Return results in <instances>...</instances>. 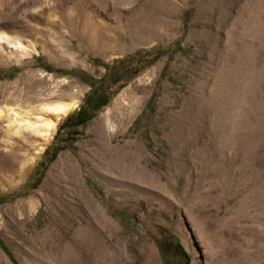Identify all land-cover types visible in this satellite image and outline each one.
I'll return each instance as SVG.
<instances>
[{
	"label": "rangeland",
	"instance_id": "1",
	"mask_svg": "<svg viewBox=\"0 0 264 264\" xmlns=\"http://www.w3.org/2000/svg\"><path fill=\"white\" fill-rule=\"evenodd\" d=\"M0 34V107L78 101L47 142L0 121L44 144L0 182V264H264V0H0Z\"/></svg>",
	"mask_w": 264,
	"mask_h": 264
},
{
	"label": "bare ground",
	"instance_id": "2",
	"mask_svg": "<svg viewBox=\"0 0 264 264\" xmlns=\"http://www.w3.org/2000/svg\"><path fill=\"white\" fill-rule=\"evenodd\" d=\"M4 37L2 38V40L4 39ZM5 40L6 42L8 41V39ZM1 43L0 53L4 51L3 47H5ZM9 44L10 47L14 48L20 46L18 42L12 40H10ZM10 52L15 53L16 51L15 49L13 51L11 48ZM1 55H3V53ZM16 55L18 54L16 53ZM15 57L19 58V55ZM132 100L133 99H129L123 102L125 104L113 106L103 114V116L99 120L97 129L95 130V135L99 140L113 138L114 134L111 132V130L115 129L116 125L114 124V122H120L123 120L127 121L133 115L134 110L137 107V100ZM77 102L78 101L72 103L54 102L51 104H44L41 108L38 109V112H33L34 110L32 111V109L25 108L24 106L16 107L11 104H4L2 107H0V121H4L6 123L4 125L5 134L11 139L15 138L17 134L19 135V133H21V129L27 128L32 134L36 135L43 142H47L50 139L51 134H53L52 131L55 129L60 118L66 115L70 110H72L78 104ZM32 112L35 113V120L31 116ZM43 146L44 144H38L33 151V155L29 158H26L23 154H19L15 149L10 152V147L9 150L7 149L6 151H0V182L8 181L10 184V181L13 178L12 175L14 173H16L17 177L20 178L26 172L27 167L33 163L35 158L34 156L39 151H42L41 149L43 148Z\"/></svg>",
	"mask_w": 264,
	"mask_h": 264
},
{
	"label": "trees",
	"instance_id": "3",
	"mask_svg": "<svg viewBox=\"0 0 264 264\" xmlns=\"http://www.w3.org/2000/svg\"><path fill=\"white\" fill-rule=\"evenodd\" d=\"M109 100V92L103 89L94 90L87 93L84 97L83 103L80 104L72 115L68 117V124L82 123L86 119L90 118L95 111L102 105L106 104ZM57 148L51 151V157L56 153Z\"/></svg>",
	"mask_w": 264,
	"mask_h": 264
}]
</instances>
